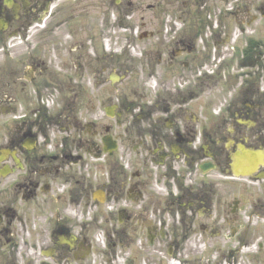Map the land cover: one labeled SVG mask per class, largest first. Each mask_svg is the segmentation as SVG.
<instances>
[{
  "label": "flooded vegetation",
  "instance_id": "af4514ba",
  "mask_svg": "<svg viewBox=\"0 0 264 264\" xmlns=\"http://www.w3.org/2000/svg\"><path fill=\"white\" fill-rule=\"evenodd\" d=\"M0 264H264V0H0Z\"/></svg>",
  "mask_w": 264,
  "mask_h": 264
}]
</instances>
